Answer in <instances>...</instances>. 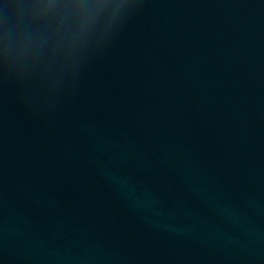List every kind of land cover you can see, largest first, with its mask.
I'll list each match as a JSON object with an SVG mask.
<instances>
[{"label": "clouds", "instance_id": "9594fccd", "mask_svg": "<svg viewBox=\"0 0 264 264\" xmlns=\"http://www.w3.org/2000/svg\"><path fill=\"white\" fill-rule=\"evenodd\" d=\"M0 7V64L24 71L81 45L88 0H11Z\"/></svg>", "mask_w": 264, "mask_h": 264}]
</instances>
